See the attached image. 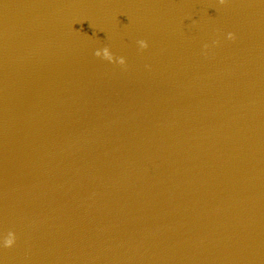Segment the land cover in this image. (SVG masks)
I'll return each mask as SVG.
<instances>
[{"label":"water","instance_id":"1","mask_svg":"<svg viewBox=\"0 0 264 264\" xmlns=\"http://www.w3.org/2000/svg\"><path fill=\"white\" fill-rule=\"evenodd\" d=\"M0 264H264V0H0Z\"/></svg>","mask_w":264,"mask_h":264},{"label":"clouds","instance_id":"2","mask_svg":"<svg viewBox=\"0 0 264 264\" xmlns=\"http://www.w3.org/2000/svg\"><path fill=\"white\" fill-rule=\"evenodd\" d=\"M219 2H220V4L223 5V4H226L227 3V0H219ZM228 39L234 41L236 39V37H235L234 34H231L230 33L229 36H228ZM138 43H139V46H140V48L142 50H146L149 47V45H148V43L146 41L141 40ZM95 55L97 57H101V51H97L95 53ZM102 57L105 60L109 61V62H112V63H116L117 62V58H115L113 56V54L111 53V51L108 48H104L103 49V56ZM118 63L120 65L124 66V65H126V60L123 57H121V58H119ZM16 241H17L16 234L14 232H9L8 235H7V237L4 240V247H6V248H12V247L15 246Z\"/></svg>","mask_w":264,"mask_h":264}]
</instances>
